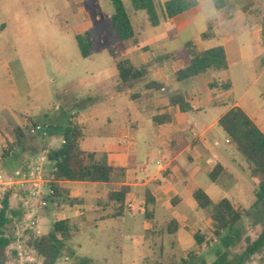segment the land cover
<instances>
[{
  "label": "crops",
  "instance_id": "0c3cea01",
  "mask_svg": "<svg viewBox=\"0 0 264 264\" xmlns=\"http://www.w3.org/2000/svg\"><path fill=\"white\" fill-rule=\"evenodd\" d=\"M85 1L0 0V50L4 43L2 39L7 35L11 36L13 45L27 44L33 39L36 27L52 23V16L48 17L40 11V8H48L47 2L59 5L60 8H79V21L72 31L73 37L89 33L94 43V52L88 58L82 57L92 66L89 70H84L78 83L75 108L81 109L82 112L74 110L70 118L82 128L80 146L84 151L105 153L110 162L116 167L125 168L126 172L124 177L111 183L64 182L62 185L70 190V197L74 199H77L74 189L83 185L112 187L107 197L111 192L118 191L121 186H130L132 191L135 187H143L144 190L149 188L157 207L164 208L165 204L171 206L173 219L179 224L175 234L179 246L187 242L191 248L194 234L210 229L212 223L211 219L205 221L197 212V204L184 199L187 194L193 197L197 188L203 189L211 198V194L199 185L198 178L203 175L209 179L208 175L214 166L220 164L223 171L213 183L223 193L231 194L241 182L240 172L246 174L245 166L239 163L235 155L232 163L236 166V171L228 169L219 159L213 157L208 148V134L218 127L219 119L234 107L244 110L264 133V65L261 62L264 57V47L261 43L264 0H249L245 4L242 0H231V4L221 10L215 8L213 1L215 22L203 16V0H199L197 6L161 22L158 26H152L147 18H133L136 36L146 50L134 49L130 42L120 43L117 40V51L107 44L104 46L107 54L102 57L101 64L98 63L94 25L88 13L83 10ZM226 9L228 13L222 15ZM112 16L113 14V32ZM197 21H200L201 29L199 33L194 34L192 32ZM210 23L213 26V37L203 40L201 35L207 31ZM189 42L193 43V48L187 50L185 45ZM218 46L225 50L228 65L226 70L208 71L189 81H177L175 73L189 64L191 53ZM164 54H180L182 57L153 67L143 83L128 86L122 91L117 90L119 81L115 61L128 59L136 67H141L149 60ZM1 60L0 56V77L4 67L7 73L12 75V79L26 75L19 56L11 58L6 66L1 65ZM12 64L13 68L10 67ZM234 67L238 68L237 71H233ZM214 81H230L232 87L227 91L210 89L208 85ZM149 82L161 83L165 85V89L147 90L145 84ZM175 93L183 95L191 105L192 111L182 113L170 106L169 95ZM9 95L24 98L23 94L12 89L9 90ZM135 95L139 97L133 99L132 96ZM11 115L13 130L20 128L25 133L23 127H27L30 121L28 116L14 109ZM156 117L164 120L170 118V121L159 124L154 120ZM225 137V144L230 146L226 134ZM13 138L15 139V135ZM56 138L59 146L62 138ZM8 141L13 142L12 138ZM213 146L217 147L215 141ZM13 154L16 153L10 155ZM6 159L10 160L9 156ZM154 159L157 164L163 161L164 165L160 169L147 172L138 170V164ZM210 160L215 162L211 170ZM52 170L53 165L50 175ZM233 198L236 201L229 200L234 205L244 208L238 203L240 196ZM222 199L225 197L220 200ZM110 202L115 204V210L110 215L112 216L116 213L118 204Z\"/></svg>",
  "mask_w": 264,
  "mask_h": 264
},
{
  "label": "rangeland",
  "instance_id": "374dc122",
  "mask_svg": "<svg viewBox=\"0 0 264 264\" xmlns=\"http://www.w3.org/2000/svg\"><path fill=\"white\" fill-rule=\"evenodd\" d=\"M157 1L162 3L165 0ZM242 1L245 4L249 0ZM124 2L131 10L134 19L147 18L144 12L133 11L128 0ZM47 4L48 8H40L42 9L40 11L48 17L52 16L54 20L51 24L36 27L32 35L33 39L27 44L13 45L11 36L7 35L2 39L4 43L0 50L1 65L6 66L11 58L19 56L26 73L24 77L17 76L13 80L12 75H9L4 67L0 77L2 92L0 97L2 114L0 116V175H11L15 170L31 172L42 155L47 158L41 172L44 182L38 187L27 183L15 185L11 189L0 188V209L3 196L10 195L9 223L4 229L5 234L11 239L6 264H44L43 258L31 248L29 243L34 236L48 234L54 222L64 219L70 221L72 232L70 238L64 240L61 257L56 264H82L86 260H88L86 264L169 262L173 256L178 259L185 258L192 250L198 251L197 264L213 263L217 258V251L221 249L218 239H214L209 245L204 244L201 248H197L195 241L192 240V247L189 248L187 242L179 246L177 237L166 233L165 224L174 217L171 206L165 204L164 208L157 207L152 223L145 219L143 187H135L127 198V202L133 204V210L125 207L122 219L109 217L115 210V204L107 197L112 187L83 185L76 188L74 195L79 202L74 206L66 204L59 206L46 200L49 194L46 181L50 179L52 166L49 163L48 154L56 149L59 143L56 136L51 138L53 136L46 134L44 126H64L74 110L82 112L81 109L75 108L78 83L84 70H89L92 66L90 62L82 59L72 34L79 21V15H77L79 8H60L54 3L47 2ZM202 6L205 8L203 16L215 22L216 11L213 0H203ZM83 7L94 25L98 63L101 64L102 57L107 54L104 46L107 44L114 51H117L119 46L116 36L111 31V15L114 13V8L110 0H97V2L86 0ZM227 13L226 9L221 14ZM200 29V21H197L192 33L197 34ZM10 67L13 68V64ZM237 69L234 67L233 71ZM11 89L23 94L24 98H14L9 95ZM12 109L27 115L30 121L27 127H23L27 135L25 146L13 151L16 154L10 155L9 160L6 159L7 157L2 158L1 155L3 148L7 149V144L12 143L8 139L12 138L14 141ZM32 121L41 125L42 129L30 133ZM225 138L220 128H213L208 134V148L213 157L219 159L230 170L236 171V166L232 163L233 155L237 157L241 165L245 166L246 174L240 172L239 186L231 194H225L203 175L198 178V182L211 194L213 202L224 197L236 201L233 196H240L238 203L248 211L239 224L241 239L227 250V264H264V249L245 262L241 260L247 246V238L251 241L257 239L264 228V212L261 206L253 207L255 201L253 189L256 181L248 175L246 160L233 147L225 144ZM214 141L217 147L213 146ZM45 150L48 152H44ZM210 161L211 170L215 162ZM163 165V161L157 164L154 159L138 164L137 168L139 170L144 167L147 172L160 169ZM184 199L196 204L189 194ZM44 201L45 206L42 205ZM197 210L205 221L210 219L208 210L200 208ZM211 228L212 223H210ZM210 229H204L202 232L207 235L208 241L214 238ZM147 230H150V233H146Z\"/></svg>",
  "mask_w": 264,
  "mask_h": 264
},
{
  "label": "trees",
  "instance_id": "16d2710c",
  "mask_svg": "<svg viewBox=\"0 0 264 264\" xmlns=\"http://www.w3.org/2000/svg\"><path fill=\"white\" fill-rule=\"evenodd\" d=\"M114 13L112 16V29L120 43L130 42L134 49L146 50L141 46L136 36L133 25L131 10L125 5L124 0H110ZM133 11H142L152 26H158L161 22L182 14L198 5L199 0H168L158 2L157 0H128ZM215 8L221 10L231 4V0H213ZM252 1V0H251ZM262 46L264 47V18L262 20ZM213 37V26L210 23L208 29L201 35L203 40ZM80 55L83 58L90 57L93 52V40L89 33L77 35L75 37ZM186 49H192L193 43L185 45ZM189 64L175 73L177 81L184 82L192 80L208 71L226 70L227 59L223 47L218 46L208 50L191 53ZM179 55L164 54L149 60L145 65L136 67L128 59L115 61V67L118 73L119 86L118 91H122L131 85L141 84L149 76L153 67L162 65L170 60L181 58ZM264 65V57L262 58ZM210 89L230 90L232 84L230 81H214L208 85ZM145 89L161 91L165 85L157 82L145 84ZM138 95L132 96L133 99ZM169 104L177 108L180 112L186 113L192 111L191 105L184 99L181 93L169 95ZM159 124L170 121L161 117L154 118ZM32 126L37 123L32 121ZM217 126L226 134L227 141L248 164L249 176L256 180L254 189L255 201L254 208L261 206L264 212V133L250 119V117L240 107L230 109L217 122ZM46 134L50 136L61 137L60 145L49 152L48 160L53 165L51 179L48 180L50 194L46 200L51 204L74 206L79 200L70 197V190L64 187V182H85V183H111L117 178L125 176L126 169L116 167L109 161L107 154L87 152L80 146L83 133L80 125L73 118H69L64 126L45 125ZM15 139L4 148L2 158L10 156L11 152L25 146L26 136L22 129H14ZM223 166L216 164L208 177L215 182ZM130 186H121L118 191L111 192L108 196L110 201L118 204L116 213L111 218L122 219L125 214V203L127 196L131 194ZM144 195V216L150 223L154 221L155 210L157 208L155 198L149 188L143 192ZM9 194H5L1 200L0 209V264H6L8 261V247L11 239L5 234L4 229L9 223L8 215L10 213ZM193 198L200 209H206L212 222L210 232L214 237L207 240V235L201 232L194 234V241L197 248L204 244L209 245L212 241L219 240L221 249L217 251V258L211 264H227V250L235 246L241 239V229L239 224L242 222L248 211L240 206L234 205L229 199H222L214 203L209 195L201 188L193 192ZM175 204V202H174ZM179 229V224L175 219H170L165 224V231L168 235H175ZM72 227L69 220H59L53 223L52 229L48 234L34 236L29 243L31 248L43 258L44 264H56L61 257L64 247V240L70 238ZM146 233H150L147 230ZM264 249V228L257 239L251 241L247 238V246L241 257L242 262L249 260L253 255ZM198 251H190L185 258L172 257L169 262L157 261L155 263L147 262L145 264H197ZM88 260L82 262L86 264ZM147 261V260H146ZM206 264V263H202Z\"/></svg>",
  "mask_w": 264,
  "mask_h": 264
},
{
  "label": "built area",
  "instance_id": "2783aa9c",
  "mask_svg": "<svg viewBox=\"0 0 264 264\" xmlns=\"http://www.w3.org/2000/svg\"><path fill=\"white\" fill-rule=\"evenodd\" d=\"M41 129H42V126L37 125L35 127L32 126V128H30L29 130H30V133H35L36 131L41 130ZM46 160H47L46 156L42 155L39 158V162L35 165V167L31 170V172L25 173L23 171L15 170L11 175H4V176L0 175V188L7 187V189H11L15 185H24L27 183H32L34 187H38L40 183L44 182L41 176V172H42L43 163L46 162ZM144 170H145L144 167L140 168V171H144ZM37 193L38 192H36V194ZM50 193L51 191H49V194ZM42 205L45 206L46 202L44 201ZM125 207L128 210H133V204L131 202H126Z\"/></svg>",
  "mask_w": 264,
  "mask_h": 264
}]
</instances>
